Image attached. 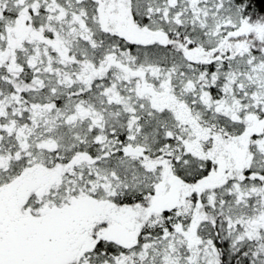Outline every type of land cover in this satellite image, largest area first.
<instances>
[{
	"label": "snow or ice",
	"instance_id": "snow-or-ice-1",
	"mask_svg": "<svg viewBox=\"0 0 264 264\" xmlns=\"http://www.w3.org/2000/svg\"><path fill=\"white\" fill-rule=\"evenodd\" d=\"M0 264H264V0H0Z\"/></svg>",
	"mask_w": 264,
	"mask_h": 264
}]
</instances>
